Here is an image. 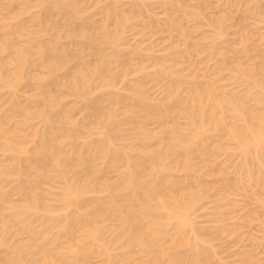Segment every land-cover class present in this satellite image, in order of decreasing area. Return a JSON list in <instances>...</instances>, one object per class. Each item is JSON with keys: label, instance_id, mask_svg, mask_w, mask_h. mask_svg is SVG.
<instances>
[{"label": "rangeland", "instance_id": "1", "mask_svg": "<svg viewBox=\"0 0 264 264\" xmlns=\"http://www.w3.org/2000/svg\"><path fill=\"white\" fill-rule=\"evenodd\" d=\"M42 1L53 8L45 16L39 13ZM252 1L176 0L177 6L175 0H0V42L10 49L0 56V116L16 102H37L29 109L30 125L19 127L24 117L16 109L20 116L4 124L12 133L0 135V264H198L187 256L184 245L173 246L180 237L203 246L211 254L210 264H264V175L257 179L243 169L244 149L229 138L233 128L253 121L220 115L221 127L193 136L189 119L180 111L190 100L191 86H196L200 95L207 89L215 96L241 99L249 111L264 117V98L254 99L260 88L246 86L244 79L249 72L264 81V0L254 12L249 9ZM218 20L220 34L213 27ZM57 31L71 37L58 39ZM30 39L33 43L27 42ZM36 42L48 44L40 47ZM22 45L30 47L29 61L39 57L38 48L46 61L15 68L20 57L15 51ZM54 46L64 53L53 55ZM61 59L63 68L53 74L58 78L67 71V77L52 87L51 94L47 65ZM84 81L86 100H77L71 84ZM10 92H16L14 100L4 99ZM50 95L56 101L52 110ZM81 102L96 111V121L113 123L108 131L99 129L88 136L80 129L67 136L73 124H62L58 118L72 114L71 122L82 120L85 110L73 111ZM143 106L168 107L172 115L155 122ZM41 113L62 135L50 145L65 152L56 163L41 161L38 155L41 134L47 135ZM259 126L264 132V119ZM172 129L185 142H193L187 151L190 168L181 164L186 151L173 142ZM91 140H103L104 153L124 150L135 157L139 147L172 149L163 161L162 176L176 184L163 199L170 204L178 197L187 204L180 216L189 223L183 234L173 233V222L165 214L154 213L141 224L148 243L131 246L120 234L118 220L91 217L109 198L106 186L120 187L123 179V168L111 169L102 158L80 164L71 144L82 146ZM247 147L251 155L258 151ZM75 201L81 207L76 208ZM132 203L134 210L137 205ZM74 215L89 224L80 225ZM161 230L171 231L170 240L158 237ZM176 253L184 261L175 262Z\"/></svg>", "mask_w": 264, "mask_h": 264}, {"label": "bare ground", "instance_id": "2", "mask_svg": "<svg viewBox=\"0 0 264 264\" xmlns=\"http://www.w3.org/2000/svg\"><path fill=\"white\" fill-rule=\"evenodd\" d=\"M261 1L262 0H253L252 2L254 3L253 5L251 4L252 5L251 7L249 6V9L251 8V11L254 12V10H256L257 7H259ZM176 3L178 6L179 3L178 2ZM38 6H39V13H41L40 15L45 16L51 13V11H53L51 4H49L48 2L42 1L41 3L38 4ZM220 22L221 21L219 20L217 22H213L214 23L213 27L215 26L217 28L221 27ZM23 25L24 24H21L22 27H24ZM218 31L219 28L217 29V33H219ZM50 32L48 33L50 34ZM53 34L54 32L51 35ZM54 36L57 37L58 39L61 37H71V35L65 33L61 34V32L59 31H57ZM27 42L33 43V39L32 40L30 39V41ZM46 44H48V42H44L43 45H41V42H36L37 46L41 45L40 47L46 46ZM9 50L10 49L6 46L5 43L0 42V56ZM51 50L53 55L55 54L62 55L64 53L62 50H59L57 46L52 47ZM81 50H83V47L80 49V51ZM29 51H30V47L28 45H22L21 48L20 47L17 48L15 53L17 54V52H19L17 56L20 55V57L14 62L15 68H22L28 63H31L32 65H39L46 61L43 56L44 54L41 48H38L39 57L32 61H29L30 60ZM55 63L56 62H50L47 65V69L51 73V76H49L50 80L47 83V87H48L47 90L51 94L53 93L52 87L58 86L60 84L59 83L60 80L67 77V71H65L62 72V74L58 77L59 79L56 78V76L53 73L61 70L65 62L64 60L61 59L60 62H57L58 64ZM80 74L84 76V74L82 73ZM89 75L93 76L94 74L93 72H91V74ZM244 79L246 86L252 88H260L258 95L254 97L256 102H260L262 98H264V81L263 82L257 81L256 79L253 78L252 74H250L249 72L245 73ZM71 85L74 92L73 95L75 96V98L77 100H82V99L86 100L85 96L87 94L88 84L84 81L82 84L73 83ZM196 89H198V87L191 86V91L189 90L192 93L190 96V100L189 102L183 103V105H181L180 108L181 109L180 111H182V113L189 119V124L193 132V136H198V135L205 136L211 128L221 127L222 120L220 119V115L221 116L231 115L237 121H241V122L249 117L254 124L245 125L243 128H233V130L229 132V138L231 140L237 141L244 149L243 169L247 170L252 176L259 179L261 176L264 175V132L261 130L259 126V123L264 119L263 113L262 112L259 113L258 111L257 112L249 111L246 108L244 101H242L241 99H237L226 95L215 96V94L212 91H209L207 89L204 90L205 93L203 95H200L198 94ZM136 90H138V88H136ZM15 95L16 92L15 93L10 92L9 94L6 93L4 95V99L6 97H10V99L14 100ZM0 97H1L0 99L2 100L3 95H0ZM28 102L29 103L27 104L26 102L25 105H21L19 102H16L15 105L12 104L8 106V108L6 107L4 109L2 108L3 112L0 116L1 137H5L7 134L12 133L10 129L5 128L6 125L5 123L9 122L11 119L14 120V118H16L15 116H20L21 114V117L22 116L24 117L23 120L18 122L19 127L30 125V122H28V120H31L32 116H30L29 114V109H31V105L36 106L37 102L32 100H28ZM48 103H49V109L52 110V108L55 107L56 105L55 97L53 95H50V99L48 100ZM206 105H209V108H207ZM143 107L145 108V109L143 108V110H147L149 119L155 122L162 121V119L169 118L172 115V111H170L168 107H164V106H156L151 108H147L146 106ZM16 109L20 111L19 115L15 113ZM83 109L85 110L84 113L85 117L83 116V119L81 118L82 120L76 119L75 121L71 122L73 119L72 114L69 118H65V117L58 118V122L62 124L69 122L73 124V127L68 130L69 134L67 136L69 137L72 136L75 131L77 130L79 131L80 129L84 131L87 130V135L91 136L96 133H99L98 131L99 129H102L103 132L104 130L108 131L109 127L113 125V123H108L107 121H96L99 119L96 111L94 109L91 111L88 110V106L86 105L85 102L84 103L81 102L76 108L73 109V111L76 113V112H81L79 110L83 111ZM41 115H43L44 117L43 130L44 132H47V135L41 134L42 145H41V151L40 153L38 152V155L40 156L41 161H50L56 163L58 157L62 154H65V152L64 151L61 152L60 149L52 150L50 145L53 143H58L57 140L62 135L52 130L53 128L51 126L52 122L46 120L47 115H45L44 113H41ZM166 131L167 130L162 128L160 132L166 133ZM103 132L100 134L103 135L107 134ZM170 134L175 145L183 148L186 151V155L182 159L181 164L184 167L190 168L191 160L187 151L189 150L188 147L193 145L192 140L189 139V141L185 142L182 134L176 131V129H172L170 131ZM74 136L78 137L79 135L77 134ZM20 137L24 139L26 138V134ZM114 139L116 140L117 138L115 137ZM102 141L103 140H91L88 143L83 144L82 146L71 144L72 151L75 153L77 152L80 155L79 161L80 164L82 165H86L90 162H94L95 160L102 158L104 161L108 162L109 168L111 169L123 168V179L122 181L120 180L121 181L119 183L120 187L116 188L115 185L106 186V190L108 191V193H110L109 198L107 199L105 205L101 207V209L93 210L91 212V217L107 216L108 218L112 217L118 220L119 222L118 230L120 234L125 237L128 244L131 246L146 245L148 243V239L146 236L148 234H145V231L142 230L141 224L149 220L150 216L154 213L165 214V217L173 222L171 228L173 233L174 231H175L174 234L176 235L178 233H182L181 230L183 229V227L189 225V223L185 218L182 217L180 218V216L184 214L185 210L187 209V204L181 198L178 197L174 198L173 201L170 202V204L166 203L167 201L163 199L164 198L163 194L166 192V190H168L170 187L172 188V186L176 184L173 183V181L171 182L162 176L163 175L162 172L164 171L163 161L168 155L171 154L172 149L170 148L163 152H160V150L156 151L157 149L149 150L147 149L148 147L146 146H145L146 148L139 147V150H136V152L138 151L139 155L137 154L138 156L135 157V156H130V154H128L124 150H112L110 154L106 151L104 153ZM250 145L254 146V148L258 150L255 155H251L250 150L248 151L246 150V147ZM248 148L249 147H247V149ZM149 169L151 170L150 175L147 174L148 176H145V171ZM76 172L77 173L83 172V175L88 176L87 173L85 172V169H78ZM174 188L175 187H173V189ZM117 189H121L123 191V195L113 194L114 191ZM199 194L200 192H198V195L193 194V199H196L199 196ZM130 202H133L132 203L133 206L135 203L137 205V208L133 210L134 207L132 208L129 205ZM151 202H155L157 204L156 207H152ZM74 206L76 208L81 207L78 201L74 202ZM77 217H78V223L80 225L85 226L89 224V222L84 220L83 217L74 215V218ZM133 221H136V223L134 224ZM170 230H166V231L161 230L159 232L158 237L164 240H170L171 238ZM93 232L94 235H96V231L93 230ZM67 233L68 234L71 233V228L67 230ZM177 237L178 236H176V240H178ZM172 240L174 241V239ZM181 245L182 246L184 245L187 248L186 254L188 257L190 256L191 258L195 257L194 259L196 260V263L198 262V264H210L211 254L205 248H203V246L202 248H198L196 244L189 242L188 239H185L184 237H180L179 241L173 243L174 247L176 246L180 247ZM197 256L199 257L198 259L196 258ZM172 259L177 263L184 261V257L177 253L172 254ZM70 264H77V263L72 261Z\"/></svg>", "mask_w": 264, "mask_h": 264}]
</instances>
